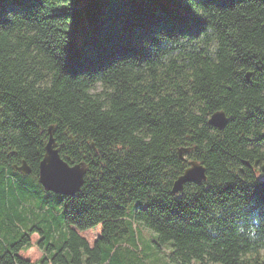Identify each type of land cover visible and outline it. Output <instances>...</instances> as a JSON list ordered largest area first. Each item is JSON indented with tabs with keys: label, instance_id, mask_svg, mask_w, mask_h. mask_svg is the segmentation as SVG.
I'll return each mask as SVG.
<instances>
[{
	"label": "trees",
	"instance_id": "obj_1",
	"mask_svg": "<svg viewBox=\"0 0 264 264\" xmlns=\"http://www.w3.org/2000/svg\"><path fill=\"white\" fill-rule=\"evenodd\" d=\"M51 125L88 165L74 196L38 180ZM182 146L207 180L175 195ZM256 159L264 0H0V264H134L141 229L172 264H264V175L240 173Z\"/></svg>",
	"mask_w": 264,
	"mask_h": 264
},
{
	"label": "water",
	"instance_id": "obj_2",
	"mask_svg": "<svg viewBox=\"0 0 264 264\" xmlns=\"http://www.w3.org/2000/svg\"><path fill=\"white\" fill-rule=\"evenodd\" d=\"M250 77V73L246 75ZM228 117L224 111H217L209 118L210 126L223 130L228 124ZM48 140L44 146V153L39 164L38 179L42 187L49 192L60 196H73L81 191L84 183V176L87 172L85 162H79L70 165L60 154L56 138L54 137V126L51 125L47 130ZM192 148H181L178 151L180 158L185 152H190ZM249 161L242 162L243 167H249ZM257 164V161L255 162ZM190 168H187L183 175L178 177L172 186L174 194L183 191V185L186 182L200 183L206 180V169L196 160L189 162ZM13 169L23 175L31 174V167L25 160L21 165H13ZM264 171V165L262 166ZM243 171V169L241 170Z\"/></svg>",
	"mask_w": 264,
	"mask_h": 264
},
{
	"label": "rangeland",
	"instance_id": "obj_3",
	"mask_svg": "<svg viewBox=\"0 0 264 264\" xmlns=\"http://www.w3.org/2000/svg\"><path fill=\"white\" fill-rule=\"evenodd\" d=\"M101 90H102V86L100 84H97V85H95V87H93L92 92H99ZM220 111H223V110H220ZM85 164L87 166V171H88V165H87V163H85ZM71 165H74V164H71ZM86 174H87V172H86ZM86 174H85V176H86ZM257 174H260V173H257ZM85 176H84V179H85ZM44 194H45V192L43 193V195ZM134 203L139 204L140 202L138 200H134L133 204ZM141 232H142L143 236L146 237L147 239H148V236L150 237V239L147 240L145 242V244H144V242H142L143 243L142 244L143 245V251L138 253V254H133V256L122 255L121 258L127 259V261H134L135 260L134 264H172V263H170L169 259L166 257V256H168L169 251L171 250L170 243H166V244L162 245L160 249H158L153 243H150V241H154V242L157 241L156 234L149 229H147V231H146V229H141ZM88 238H89L90 242H93L95 236H94V234H91ZM31 239L33 242H35L38 239V235L37 234L32 235ZM22 255L25 258L30 259L31 261H36L43 256V252L37 246H34L29 251L23 252ZM151 257H153V258H151ZM157 259L159 261H156Z\"/></svg>",
	"mask_w": 264,
	"mask_h": 264
},
{
	"label": "bare ground",
	"instance_id": "obj_4",
	"mask_svg": "<svg viewBox=\"0 0 264 264\" xmlns=\"http://www.w3.org/2000/svg\"><path fill=\"white\" fill-rule=\"evenodd\" d=\"M211 116H212V115H211ZM211 116H210V117H211ZM210 117H209V118H210ZM20 165H21V164H20ZM18 166H19V165H18Z\"/></svg>",
	"mask_w": 264,
	"mask_h": 264
},
{
	"label": "flooded vegetation",
	"instance_id": "obj_5",
	"mask_svg": "<svg viewBox=\"0 0 264 264\" xmlns=\"http://www.w3.org/2000/svg\"><path fill=\"white\" fill-rule=\"evenodd\" d=\"M14 165V164H13Z\"/></svg>",
	"mask_w": 264,
	"mask_h": 264
}]
</instances>
